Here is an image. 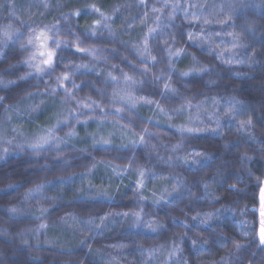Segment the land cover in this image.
I'll use <instances>...</instances> for the list:
<instances>
[{
  "label": "trees",
  "instance_id": "trees-1",
  "mask_svg": "<svg viewBox=\"0 0 264 264\" xmlns=\"http://www.w3.org/2000/svg\"><path fill=\"white\" fill-rule=\"evenodd\" d=\"M180 2L197 5L188 8L187 19L183 8L169 19L163 0H0V264H264V28L247 27L252 17L241 0ZM193 12L211 23L192 20ZM229 16L226 24L216 22ZM150 28L156 31L149 35ZM42 29L68 44L56 49L52 69L37 74L23 61L36 51L26 43L29 36ZM188 32L211 40H189ZM229 32L240 35L242 47L232 49ZM145 37L155 62L139 54ZM77 43L95 51H78ZM49 46L55 47L52 40ZM169 48L184 53L169 57ZM232 53L244 62L225 63ZM81 64L88 67L75 71ZM202 65L209 71L180 74ZM64 72L70 78L58 87L56 77ZM232 97L242 103L226 117ZM77 100L95 103L84 108ZM181 106L184 111H176ZM217 117L220 134L212 131ZM58 119L67 121L55 131L63 142L27 146ZM248 119L252 126L238 131ZM182 126L202 131L182 133ZM71 131L76 135H66ZM102 139L110 143L96 142ZM198 214L207 225L192 220ZM146 222L163 227L151 231ZM193 239L197 248L207 243L197 250ZM233 240L244 247L236 250ZM174 245L183 251L169 258Z\"/></svg>",
  "mask_w": 264,
  "mask_h": 264
},
{
  "label": "snow or ice",
  "instance_id": "snow-or-ice-1",
  "mask_svg": "<svg viewBox=\"0 0 264 264\" xmlns=\"http://www.w3.org/2000/svg\"><path fill=\"white\" fill-rule=\"evenodd\" d=\"M141 3H145L146 0H140ZM92 8L93 11H99L98 8H96L95 5H91L90 6ZM163 8H171V11L169 12V19H173L175 17V13L177 9L183 8V11L185 13V18H188V8H196L197 5L195 4H191L188 3L187 7H184V5L181 4L180 0H172V2L170 3V0H163ZM199 7H204V5H199ZM221 7H223V5H221ZM153 11L154 12H161L162 13V9H157L155 7H153ZM75 15H79V13H75ZM107 19V18H105ZM157 19H159V17H157ZM191 19L194 21H200L203 20L204 24H208L211 23V21L207 18V17H201L199 15H197V13L193 12L191 15ZM231 20V16L228 17V20H221V19H217L216 22L220 23V24H226L228 21ZM97 24L100 23V21H96ZM11 27V26H9ZM52 29H47V30H40L37 34L33 35V36H29L28 40H27V45L29 46H33L35 47L36 51L33 52L26 60L23 61V63H25L29 68H33L35 70V72L37 74H45L46 72H48L50 69H52L54 67V63H55V57L57 55L56 49L60 48L62 45L67 46L68 42L61 40V39H54L49 36V32H51ZM109 31L111 32V29H109ZM149 35L153 32L156 31L155 28H150L149 30ZM93 35H95V32H92ZM4 37H5V44H7V40L11 38L10 33L5 30L3 33ZM188 39L189 40H194V39H200V40H204V39H208L209 41L211 40L210 36H206L205 33H193V32H188ZM217 35H219V33H217ZM226 35L230 36L232 39L230 41L232 49L238 48V47H242L243 45L240 43V35L238 33L235 32H229L226 33ZM52 40L55 47H50L49 46V41ZM225 43V41L221 40V44ZM77 48L78 51L81 52H94L95 49H85V48H81L79 46V43L73 45ZM21 48H25V44H21L20 45ZM212 45L211 43L209 44V49L211 50ZM139 51V49H138ZM169 57L172 56H180L181 54L184 53V49L183 48H179L176 49L175 51H173L171 48L167 49ZM142 57L145 54H148L150 59L155 62L156 58L154 56L150 55L149 52V48H148V37H145L144 40V46H143V51L139 53ZM3 54H0V56H2ZM217 57L220 58L221 60H223L224 58V52L223 51H219L216 53ZM255 53H253V57H250V59H254ZM37 57H39L38 62L37 61ZM195 56H193V60L195 61ZM234 60H236V56L235 53H232L229 58L227 60H225V63H229L231 64ZM237 63H243L244 61L242 60H236ZM88 65L86 64H81V65H76L75 66V71H78L80 68H87ZM145 72L148 71L147 67L145 66L144 69ZM209 69L206 66H201L199 69H191L190 71L187 72H181V76L187 77L189 76L192 72H198V74H203L208 72ZM31 73H29L30 75ZM237 75H239V73H236ZM108 76L115 80L116 78L112 75V73H108ZM27 77H21V79H26ZM70 78V73L69 72H64L61 73L59 76L56 77V80L58 82L57 86L58 87H63V82L69 80ZM158 79V77H157ZM125 80L126 81H131L132 83H136L137 81L132 80L131 77H128L127 74H125ZM7 83H13L12 81H9ZM211 83V82H210ZM73 88H79V85H76L73 82ZM164 88L166 91H170L172 93H175V89L172 88L170 86V84L165 83ZM56 89H52V91L54 92ZM64 91L66 93V95L72 99H74L73 93L67 88L64 87ZM142 100H144V102L146 103H151L150 100H148L145 97H141ZM4 100V97H0V102H2ZM77 105H82L84 108H91L93 106V103H95L94 101L92 103H86L84 101H76ZM187 103V107L191 108L192 105L190 102H186ZM204 101H201V104L196 105L197 109H200L201 106L203 105ZM213 103H217V101L215 99H213ZM241 101H238L235 99V97L231 98V101L229 103V107H228V111H226L224 113V115L227 116H235L237 113V109L234 107L235 104H241ZM133 107H135V104L133 103L132 105ZM11 107V106H10ZM156 107L161 111V112H165V109L161 108L159 104L156 105ZM33 111H36V108L32 109ZM117 111H121V109H117ZM176 111L182 112L184 111V106H181V108L177 109ZM70 115H75V113H70ZM198 118V117H197ZM259 119L261 121H264V115L260 116ZM66 119L65 120H60L58 119L56 122V125L53 126V128L48 129L47 133L45 135L42 136H38L37 138H35L34 140L28 142L27 146L33 150H38V149H42L45 145L50 144V142L55 139L57 143H61L63 142L62 138L59 137H55V131L56 129L59 127V125L66 123ZM215 123L217 125L216 129H213L212 131L215 132L216 134H220L218 129L220 128V118L217 117L215 119ZM252 120L248 119V120H242L239 124V128L238 131H242L244 130L246 127L252 126ZM143 131L145 133L148 132L147 129H143ZM179 131H181L182 133L187 132V133H194V132H198V131H202V129L199 128H193V127H188V126H182L179 128ZM150 134V133H149ZM66 135L68 136H73L76 135L75 131H71L69 133H67ZM0 139H2V137H0ZM97 143H102V144H106V143H110V141L107 140H101V141H96ZM137 141H134V143H136ZM144 141V137L140 136L138 143L143 144ZM9 143H11V141H9ZM180 145H175L173 147V150H175L176 148H179ZM3 151L6 153L7 149H3ZM196 156H201V155H206V154H202V153H196ZM185 162L187 163V159L185 158ZM196 160H193V163H195ZM93 167H95V165H93ZM144 172L141 171L140 175L144 176ZM139 186L143 187V181H139ZM235 187V186H232ZM205 188H207V184H205ZM31 191V190H30ZM10 211L15 212V209H10ZM46 211V209L44 210ZM115 215H121V216H127L128 213H115ZM134 215L137 218V221H139L141 219L140 213H134ZM209 217H211L212 214H207ZM259 215H260V232H259V243L261 245H264V187L261 188L260 190V208H259ZM108 219V216H101L100 220L101 221H105ZM193 221H198V223L200 225H207L208 221L205 219H200L199 218V214L195 217H192ZM91 222V221H90ZM241 225H243L245 222L244 221H240ZM146 226L151 230V231H156L159 227H163L162 224H160L159 222H146ZM187 226V225H186ZM41 228L46 227V225H41ZM244 235H247L248 232L245 229ZM194 248H197V240L193 239L192 241ZM207 242H202L199 244L197 250L203 249L205 247V244ZM220 243L222 245L227 243V239H222L220 241ZM232 244L234 246V248L236 250H239L240 248L244 247V245L242 243H240L239 241L233 240ZM121 248L126 247V245H120ZM142 247V246H141ZM183 250L178 247V246H173V248L169 251V258L175 256L178 252H182ZM154 252V250H150V253ZM149 259H151V254L149 255ZM223 259V257L221 258ZM175 264H188L187 260H183V259H178L175 261Z\"/></svg>",
  "mask_w": 264,
  "mask_h": 264
},
{
  "label": "clouds",
  "instance_id": "clouds-1",
  "mask_svg": "<svg viewBox=\"0 0 264 264\" xmlns=\"http://www.w3.org/2000/svg\"><path fill=\"white\" fill-rule=\"evenodd\" d=\"M241 6L247 9L246 15L252 17L247 27L251 29L254 25L264 28V0L245 3L241 0Z\"/></svg>",
  "mask_w": 264,
  "mask_h": 264
}]
</instances>
